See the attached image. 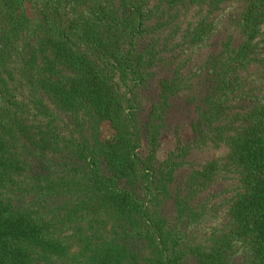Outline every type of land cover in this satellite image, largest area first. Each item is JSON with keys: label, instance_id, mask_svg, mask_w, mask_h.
I'll return each mask as SVG.
<instances>
[{"label": "trees", "instance_id": "1", "mask_svg": "<svg viewBox=\"0 0 264 264\" xmlns=\"http://www.w3.org/2000/svg\"><path fill=\"white\" fill-rule=\"evenodd\" d=\"M0 264H264V0H0Z\"/></svg>", "mask_w": 264, "mask_h": 264}, {"label": "rangeland", "instance_id": "2", "mask_svg": "<svg viewBox=\"0 0 264 264\" xmlns=\"http://www.w3.org/2000/svg\"><path fill=\"white\" fill-rule=\"evenodd\" d=\"M26 8V12H27V16L29 17L30 20V25L31 27L35 30H38L39 28H41L43 26L44 23V18L42 16V14L34 7H32L29 4H26L25 6ZM101 131H102V137L105 138L106 140H112L114 137V131L112 129V126L110 124L109 121H104L101 124ZM184 134L186 132V130H183ZM173 143V137L172 136H165V138L163 139L162 142V146L160 148V157L163 158L170 146Z\"/></svg>", "mask_w": 264, "mask_h": 264}]
</instances>
